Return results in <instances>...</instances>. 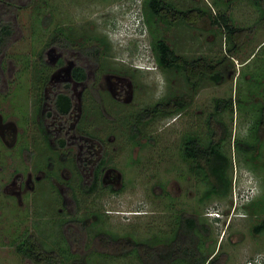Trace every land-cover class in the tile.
<instances>
[{"label": "rangeland", "instance_id": "1", "mask_svg": "<svg viewBox=\"0 0 264 264\" xmlns=\"http://www.w3.org/2000/svg\"><path fill=\"white\" fill-rule=\"evenodd\" d=\"M44 1L34 0V5L30 6L22 3L15 16L18 26L11 38L12 43L0 56V68L4 69L5 77L8 78V68L16 69V64L19 68V84L10 93L12 107L21 119L27 117L23 112L31 99V89L25 55L40 51L33 39L35 32L31 36V18L34 14L42 16L50 13L52 20L54 18V21L70 27L68 30L80 46L99 45L100 61L92 66L98 74V81H104L100 74L118 72L124 74L132 86L130 103H117L103 95L97 108L91 112L86 108L89 119H82V127L87 132L106 133L103 136L111 139L107 143L106 158L122 173L123 186L121 191L100 188L94 194L84 192L78 188L79 185L75 187L79 202L77 215L88 211L100 216L96 221L91 219L94 224L83 235L86 246L78 250L72 243L73 248L69 251L61 232H58L57 218L60 216L58 213L62 214V210L59 211L62 206L55 188L48 182L38 184L28 199L26 196L17 199L12 194L14 185L9 184L3 190L16 171L25 175L26 170H33L36 166L47 169L46 154L57 166V154L50 146L44 145L46 151L41 153L42 158L38 153L36 159L39 163L33 165L27 152L24 155L8 151L11 155L3 159L0 167V264H36L15 249L14 241L26 234H34L45 247L54 251L62 264H74L71 253L74 256L85 254L90 264H140L135 255L119 253L125 244L118 240H109L117 254H108L104 258L94 255L95 252L81 251L93 246L91 239L98 230L131 233L147 242L157 234V239L170 241L174 228L171 231L169 228L174 226L173 222H181L183 213L200 218L207 228L206 232H202V240L205 241L203 249L200 246L205 254L225 251L230 255L227 258L231 260L229 264H247L255 256L264 259V230L253 232L254 225L264 219V129L261 132L257 129L264 103L263 11L249 0H233L230 3L226 12L231 15L232 23L249 27L250 31L243 38H236H242L241 45L225 59L221 73L203 78L193 87L182 72L165 70L156 65L150 45L152 33L142 14L143 0H55L52 7L55 15L51 7H44ZM168 1L181 9L202 6L210 8L213 13L216 11L210 6V0ZM155 24L154 35L162 37L177 53L188 57L206 55L214 62L227 55L224 32L211 24L207 15L198 26L183 23L168 25L162 21ZM20 60L24 63L21 64ZM15 73L11 76L12 81L8 80L9 89ZM5 92L9 93L7 89ZM229 96L240 100L236 99L233 103L232 113L221 114L231 130L230 142L226 144L232 160L231 192L225 198L201 202L199 197L203 185L189 173V165L180 155L181 139L188 132L207 135L206 117L213 110L214 99ZM167 99H173L180 108L178 113L174 116L157 115L140 124V132L131 138L130 125L136 112ZM0 106L9 112L6 101H2ZM236 138L246 139L251 149L237 153L232 146V140ZM256 141L260 143L258 153ZM253 154L255 159L251 158ZM53 171L59 176L62 166ZM49 172L52 174V171ZM63 174L60 178L69 172L64 171ZM70 174L71 179L77 178L73 170ZM174 233L181 242L184 235Z\"/></svg>", "mask_w": 264, "mask_h": 264}, {"label": "flooded vegetation", "instance_id": "2", "mask_svg": "<svg viewBox=\"0 0 264 264\" xmlns=\"http://www.w3.org/2000/svg\"><path fill=\"white\" fill-rule=\"evenodd\" d=\"M82 48H91V45L82 47L77 41L67 47L44 45L41 47L42 51L25 55L28 58L26 68L31 89V99L27 102V110L23 112L27 116L25 119H21L16 114L10 95L11 91L19 84L18 64H16V69L8 68V78L5 77L4 69L0 68V104L2 101H6L9 107V112H7L0 106V167L3 159L11 155V153L8 154L10 150H14L17 154L27 152L29 161L33 165L39 163L36 159L38 153L46 151L44 145L50 146L53 153L58 156L56 166L51 163V156L45 155V160L48 158V170L36 166L33 170L31 168L26 170L25 175L23 172L16 171L10 183H5L3 190H6L10 186L9 184L14 185L15 189L12 194L17 199H21V196H26L28 199L29 194L38 184H47L48 182L52 188L56 189L58 200L59 197L61 199L60 207H62L59 211L62 210V214L58 213L60 215L57 218L58 232H61L62 236L65 233L74 236L73 239L66 240L65 237L63 239H65L68 249L73 248V243L78 250H82V247L86 246L83 235H86L89 227L94 224L91 219L96 221L100 214L88 212L87 208L84 214L80 212V215H77L79 202L75 196V187L79 185L78 188L84 192L94 194L100 188L111 192L121 191L123 186L122 173L106 158V155L108 156L107 143L111 139L107 135V137L103 136L106 133L91 134L87 132L82 127V119H89L86 108L90 109V112L97 108L98 103L103 100V95L106 98L114 99L117 103H130L133 98L132 86L124 74L106 72L100 74V78H103L105 82L98 81V74L92 70V66L100 60L92 52L85 51L83 53ZM19 62L24 63L22 60ZM15 71V77L9 89L8 80L12 81L11 76ZM6 89L9 91L8 94L5 92ZM65 97L69 100L68 108L64 104ZM133 119H135L134 116ZM89 123L91 126V122ZM61 166V176H64V171L69 172L64 178L55 175L56 173L53 171ZM70 168L76 174V180L70 178ZM49 171H52V174ZM91 187H93L92 192L88 190ZM81 220H85L87 227L80 226ZM173 224L174 226L169 228V231L174 228L173 236L169 237L170 241L166 238L157 239V234L149 242L142 240V248L138 254L140 264H195L200 263L203 255L206 256L204 264H209L214 258L217 260L215 264L231 262L227 259L230 258V255H227L225 251L203 254L204 251L202 252L200 246L203 249L204 244H183L188 239V235L186 236L184 233L186 232L185 227H179L178 222H173ZM174 232L178 236L184 235L181 244ZM95 234L93 235L94 239H91L94 242L93 246L90 249L85 248L86 250L81 252H95L93 254L101 258L107 257L108 254L112 255L111 251L113 254H117L111 245L97 244L99 238L97 239ZM77 235L80 237L75 239ZM191 239L192 234L189 237L190 241H192ZM193 249L198 250L197 256L191 254L190 251ZM128 251L129 247L125 246L119 253L135 255ZM71 256L74 264L77 262L90 264L88 258H85V254L74 256L71 253ZM30 262L33 261L30 260Z\"/></svg>", "mask_w": 264, "mask_h": 264}, {"label": "trees", "instance_id": "3", "mask_svg": "<svg viewBox=\"0 0 264 264\" xmlns=\"http://www.w3.org/2000/svg\"><path fill=\"white\" fill-rule=\"evenodd\" d=\"M48 1L50 2V5L46 3ZM249 1L264 13V0ZM23 2H25V5H34V0H0V56L6 53L7 46L12 43L11 38L15 34L18 26L15 24V16L18 13V10L22 8ZM44 2V7H51V12L54 13L55 10L54 8L52 9V7L55 6V0H53V2L51 0H45ZM231 2H233V0H210V6L217 11L213 13L208 7L193 6L187 9H181L174 6L168 0H143L142 14L152 33L150 45L156 65L165 70L182 72L186 81L193 87L198 84L201 79L209 78L221 73V68L225 59L230 56L234 50L238 49L241 45L242 36L250 31L249 27H239L232 23L231 15L226 12L230 7ZM205 15H207L211 24H214L224 32V39L226 42L225 51L227 55L219 61L214 62L213 60L208 59L206 55L188 57L184 54L177 53L162 37L155 36L153 33L157 21H162L168 25L172 23H183L198 26V23ZM51 20L52 14L50 13L42 16L40 14H34L31 18V36L35 32V36L32 38L36 41V47H39L40 51H42L41 47L44 45L67 47L75 42V39H73L74 34L71 30H68L70 27H67L64 24L62 25V22L60 21H54V18L52 21ZM238 36L242 38L236 40ZM85 45L87 46L88 44ZM81 51L83 53L85 51L92 52L97 59H99L101 54L99 45L95 44L91 45V48H82ZM82 75L84 76L83 72ZM65 99L66 101H64V104L66 108H68L69 100L67 97H65ZM236 99L237 98L232 99L231 96L216 97L214 99L213 110L206 117L208 128L207 135L203 136L197 132H188L182 136L180 155L185 161H187L189 165V173H191V175L203 185V190L199 197L201 202H207L215 198H225L231 192L232 160L226 149V144H228L231 139V130L222 119L221 114L232 113L233 103H235ZM237 101L240 102L239 99H237ZM179 110L180 108L176 106L173 99L157 101L151 106L144 107L134 115L135 119H133V122L130 125V137L132 138L134 134L140 132V124L154 119L157 115L174 116ZM257 129L258 132H261L263 131L262 129H264V103L261 107V116L257 122ZM257 142L258 141H256L255 144ZM232 143V146L237 153L239 151L247 152L252 147L246 139L236 138L232 140ZM259 144L260 143L256 144L257 153ZM251 158L255 159V155L253 154ZM88 190L92 192L93 187ZM81 221L80 226L82 228L87 227L84 222L85 220ZM178 224L179 227H185L186 232L184 233L186 236L188 235V239H186L183 244L193 243L202 245L205 243V241L202 240V232H206L207 228L202 222H200V218L182 214L181 222H178ZM263 230L264 219L253 227L254 233H259ZM191 234L192 241L189 240ZM95 235L97 239L99 238L97 244L110 245L109 240H118V242L128 246V252L134 253L139 259L138 254H140L143 242L142 240L135 238L131 233L116 234L104 230L97 231ZM64 237L67 240L70 238L73 239L74 236L65 233L63 238ZM79 237L80 235H77L75 239ZM197 237L199 238L198 240ZM14 242H16L15 249L17 253L36 264H61L62 262L57 259L53 250L45 248L44 244L33 234H26ZM64 242L66 243V241ZM179 243L181 244L182 242ZM60 249L65 250V248ZM190 252L194 256H197V253H199L197 249H193V251L191 250ZM200 254L202 255V253ZM200 260V263H197L204 264L206 256L203 255ZM216 262L217 260L214 258L209 264H215Z\"/></svg>", "mask_w": 264, "mask_h": 264}, {"label": "built area", "instance_id": "4", "mask_svg": "<svg viewBox=\"0 0 264 264\" xmlns=\"http://www.w3.org/2000/svg\"><path fill=\"white\" fill-rule=\"evenodd\" d=\"M218 215V214H216ZM247 264H264V259L261 257H254L252 259H250L249 261H247Z\"/></svg>", "mask_w": 264, "mask_h": 264}]
</instances>
